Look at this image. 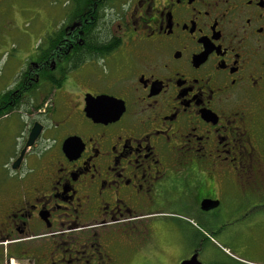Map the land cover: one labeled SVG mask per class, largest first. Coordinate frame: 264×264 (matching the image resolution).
I'll return each instance as SVG.
<instances>
[{"label":"flooded vegetation","instance_id":"flooded-vegetation-1","mask_svg":"<svg viewBox=\"0 0 264 264\" xmlns=\"http://www.w3.org/2000/svg\"><path fill=\"white\" fill-rule=\"evenodd\" d=\"M13 1L0 0L1 39L19 32ZM47 5L36 11L49 23L36 29L34 58L0 77V156L12 149L5 166L41 126L8 177L19 179L0 186V264L148 258L174 216L195 220L173 224L191 233L178 264L194 255L204 264L207 243L223 256L211 264H246L212 235L264 226V0ZM43 71L54 81H42ZM103 96L114 101L91 107ZM36 98L52 104L33 106L26 128L18 115Z\"/></svg>","mask_w":264,"mask_h":264},{"label":"rangeland","instance_id":"rangeland-1","mask_svg":"<svg viewBox=\"0 0 264 264\" xmlns=\"http://www.w3.org/2000/svg\"><path fill=\"white\" fill-rule=\"evenodd\" d=\"M14 2L15 1L12 2L9 17L10 21H15L17 25L19 24V32L4 35L2 39V35L0 36V77L1 74L4 73L6 77H10L9 72L12 73V71L17 68L18 62L23 63L25 60H31L34 58L36 29L39 27L45 29L47 23H49V20L45 22L37 20L36 14L37 10L43 12L44 8L48 6L47 0H39L37 3H33V0H19L18 2ZM4 21L0 22V32H2V30L5 31ZM14 26L15 24H10V27ZM10 31H13V29H10ZM27 63L28 61H26L25 65ZM39 103L40 100L37 98L36 102L35 100H29V105L25 106L26 111H22V114L20 113L18 115V117L24 118L26 128H28L30 121L34 119L33 117L36 114L32 110V107L39 105ZM51 104L52 101L49 98L43 103L42 109H49ZM259 104V129L260 135H262L261 139L264 141V93ZM21 121L18 120L19 124ZM11 151L12 149L9 147L4 151L3 155L0 156V186L9 181H17L19 179V175H16L12 180L8 178L9 176L11 177V174L13 173V170L9 166H5L8 163ZM262 152L263 153L261 154L264 156V149ZM29 156L30 154L25 156L23 160V168L20 173L25 171L26 162L27 159H29ZM187 219L195 222L194 218L188 217ZM187 219L183 216L168 218L165 220L167 223L166 232L162 235H158L157 242L155 241L153 246L148 248L145 252L148 258H143L140 254L132 255V252H128L129 255L125 254L126 256L119 259L120 263L178 264L181 259L186 258L190 254L192 248V244L190 243L191 233L185 227L183 230L173 226V224L176 225L178 222L181 224L187 223ZM179 226L183 227L182 225ZM212 238L215 241V245L218 244L223 247L226 253L229 251L235 257L244 260L246 264H264V226L262 228H253L251 231H245L244 228H238L234 231L231 229H225L219 234H213ZM211 242L214 243L213 241ZM199 259L204 264H211L213 262H221L223 256L215 249V247L207 243L203 250H201Z\"/></svg>","mask_w":264,"mask_h":264},{"label":"water","instance_id":"water-1","mask_svg":"<svg viewBox=\"0 0 264 264\" xmlns=\"http://www.w3.org/2000/svg\"><path fill=\"white\" fill-rule=\"evenodd\" d=\"M112 101L114 100L109 97L103 96V97H99L96 99H91L90 103H91V107H98V106H103V105H109L110 102ZM87 113L88 115H90L89 112ZM90 117H92V115H90ZM40 133H41V126L36 124L29 135L28 142L25 148L22 150L20 157L18 158L16 163L12 166V170H16L18 168L19 164L22 161L25 151L33 145L34 141L40 135ZM181 264H199V263L197 262V256L194 255L189 261H184Z\"/></svg>","mask_w":264,"mask_h":264},{"label":"trees","instance_id":"trees-1","mask_svg":"<svg viewBox=\"0 0 264 264\" xmlns=\"http://www.w3.org/2000/svg\"><path fill=\"white\" fill-rule=\"evenodd\" d=\"M45 54H43L42 56H44ZM79 55V54H78ZM78 58V60H77V62L75 63V65H77L79 62H81V60L84 58L83 57V55H79V56H77ZM40 79L42 80V81H50V82H53L54 80H53V78H52V76L50 75V73L48 72V71H43L41 74H40ZM29 92V89H26V94H27V96H32V93L31 94H29L28 93ZM29 100H27V104L26 105H29V102H28ZM44 103V101H42L41 102V105H37V106H34L36 109L37 108H39V107H41L42 106V104ZM10 110V109H9Z\"/></svg>","mask_w":264,"mask_h":264}]
</instances>
